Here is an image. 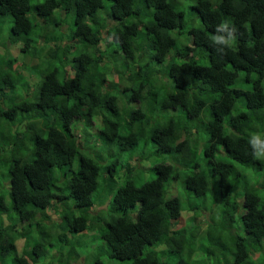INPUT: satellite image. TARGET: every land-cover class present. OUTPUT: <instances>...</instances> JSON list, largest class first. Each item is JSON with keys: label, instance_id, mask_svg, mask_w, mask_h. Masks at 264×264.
<instances>
[{"label": "trees", "instance_id": "trees-1", "mask_svg": "<svg viewBox=\"0 0 264 264\" xmlns=\"http://www.w3.org/2000/svg\"><path fill=\"white\" fill-rule=\"evenodd\" d=\"M67 18L65 43V31L46 28ZM7 19L0 118L11 130L0 137V214L17 221L0 216V264H104L86 254L96 238L122 264H264V159L248 142L264 139V0H0V32ZM226 21L236 41L219 54L212 36ZM22 34L35 43L26 55L35 67L12 56ZM30 122L33 149L20 148ZM145 146L170 162L137 185L131 174L144 166L118 157L144 160ZM179 184L187 204L175 196ZM211 198L219 222L204 220ZM106 203L118 218L97 225L93 213ZM47 210L52 225L39 218Z\"/></svg>", "mask_w": 264, "mask_h": 264}, {"label": "rangeland", "instance_id": "rangeland-1", "mask_svg": "<svg viewBox=\"0 0 264 264\" xmlns=\"http://www.w3.org/2000/svg\"><path fill=\"white\" fill-rule=\"evenodd\" d=\"M58 15H59L58 11H56L54 16L57 18ZM61 16L64 17L63 15H61ZM51 24H54L55 26H48L46 28L47 32L53 33L54 36H57V37L60 36V34L63 35L64 31H63V29L61 27L57 26L54 22H51ZM65 25L68 27V31L66 32L67 34H65L66 35L65 39H66V42H67L69 40L68 39V36L70 35L69 33L74 29V22L72 20H70L69 18H67ZM10 27H11L10 19L5 20L3 22L2 32H0V33H2V34H0V47H1V44L4 41H6L5 39L8 38ZM27 39H29L28 36L26 34H23V35L19 36L18 38H16L15 40L12 41L13 47H12V52L11 53H12L13 57H16L15 58L16 59V64L18 66L19 65H25V66L29 67L28 64L32 60L29 56H26L27 54L30 53V51L33 49V47H35L34 46L35 43H34V41H33V39L31 37H30L31 43L28 45V47L30 48L29 52L28 53H23V52L20 53L21 44L24 45L25 42H27ZM17 43H19V44L17 45ZM44 43L46 44V42H44ZM3 47H5V45H3ZM0 51H1V48H0ZM46 51H47V55L49 57L53 56V54H54L53 48H48ZM31 70L34 71L33 68H31ZM39 72L45 76L44 78L40 77L38 79V83H39L38 86H42L43 87L45 82H47L46 76L49 73V69H45L44 70V68H43ZM30 74H31V72L28 71V74H26L25 76L30 81V83H31L30 86H31L32 85V81H31L32 79L29 77ZM8 93H10L11 96H8L7 99L16 96L14 93H11V92H8ZM7 107H8L7 104L0 103V108H7ZM6 122L7 121L5 119H1L0 118V137L8 136L9 133H10L11 129L9 128L8 122L7 123ZM35 126H37V125L36 124L29 125V127L27 128L28 129L27 130V137L25 139H23L19 143V145H21L20 148L24 147V146L29 147L30 145H32V149H33V145H34L33 143H34L35 135L32 133V131H31L32 128L30 129V127H35ZM93 138H94V136H93ZM149 147H151V145H149ZM16 151L17 150L15 149V147H13V152L16 153ZM143 152L144 153L148 152V155H146L145 156L146 158L144 160H141V161L139 159L136 160V158L141 157V156H138V157H136L135 159L132 160L131 157H129L128 153L120 154V156L118 157V158L122 159L121 160V164H132L133 165L136 162V165L141 164V165L144 166V168H139L138 167V169L136 171H134L133 174H131V179H133L136 182L137 185H142L143 183L148 182V181H150V180H152V179H154L156 177L155 172L152 170L155 167L156 164L163 163V162H170V160L167 159L165 154H156V155L152 154V152L148 150V146H145ZM124 180L125 179L123 178L122 181H120V184H123ZM170 185H171V181L168 184H166L167 197L172 196L170 194V188H171ZM10 190H11V186H10V182L8 181V184L6 186L5 191H6V193L9 194ZM177 190H178V192H177V194L175 196H178L182 200L183 203L187 204V201L189 200V196L186 194V192L183 190V188H182V186L180 184H179V187L177 188ZM7 200H8V203L10 205H12L10 194L7 196ZM204 209L209 211V212H214L215 213L214 221L219 222L221 220V215H220L221 207L220 206H216L215 204H213L212 198L208 199L206 201V203L204 205ZM203 212L200 213V215L203 214ZM48 214H50V211H48V210L46 212L42 211L40 213L39 218H40L41 221H45L47 223L51 222V225H52V221L54 219L57 220V217L56 216L55 217L54 216L51 217L50 216L51 214L50 215H48ZM93 214L96 217L95 218V223H97V225H101V223L104 222L103 220L105 219V217L107 218V220L109 222H112V223L114 221H116L117 218H118V215L114 214L113 209L112 208L110 209V206L107 203L102 208H99L96 211H94ZM103 214H105V216H103ZM189 214L190 213H185V216L189 217ZM77 215H80V212L77 211ZM0 216H3L5 218H7L11 222H16L17 221V218H16L15 214L12 211L10 213H7V214H0ZM72 219H73V217H72V215H70L69 219H67V221H66V226H65L66 228H67V225L69 224L70 220L72 222ZM133 219H136V214H134V218ZM188 220H191V219L188 218ZM58 221H59V224H60L61 221H62V218L59 217ZM191 223L196 225V222H194V221L190 222V224ZM190 224L187 223L188 226ZM236 226L238 228V225H236ZM238 233L245 234L244 229L242 228V226H241V230H239ZM13 234H14V236L11 237V238L17 240L18 239L17 234L16 233H13ZM225 237H226L227 241H230L231 238H232L229 235H227ZM199 241L202 242L203 240H199ZM51 243L54 244L53 241H51ZM203 243H206V242L203 241ZM94 244L97 246V248H94V247L90 248L89 252H86V254H88L91 257L92 260L99 259L104 264H122L121 261H118V260H115V259H111L109 257V255H108L109 249H108L106 243L103 242V240H101L99 238H96ZM197 246L201 250H203V252H206V254L209 256L208 259H210L211 261H214L215 256L210 255V254H213V250L212 249H210V251H209L208 248L206 246H204L203 244H201L200 242L197 243ZM44 251L47 252V256H46L47 258L50 259V258L53 257L51 252L49 253L48 250H45V249H44ZM91 259H90V261H91ZM203 259H205V258H203ZM215 259H216V261H218L217 258H215ZM40 262H41V264H44V263L47 262V260H45V258H42V260ZM196 264H202V263L198 262Z\"/></svg>", "mask_w": 264, "mask_h": 264}, {"label": "clouds", "instance_id": "clouds-1", "mask_svg": "<svg viewBox=\"0 0 264 264\" xmlns=\"http://www.w3.org/2000/svg\"><path fill=\"white\" fill-rule=\"evenodd\" d=\"M38 1H40V2H42L43 0H38ZM50 19L49 20H56V17L54 16V14H52L50 17H49ZM62 29H63V31H65V33L68 31V27L65 25V24H63L62 26H60ZM71 33V32H70ZM69 33V34H70ZM236 30H235V28L234 27H231L230 26V22H222V23H220V24H218L217 26H216V28H215V35H213L212 36V43H213V45L215 46V48H216V51L219 53V54H224L225 53V49H230L233 45H234V43H235V41H236ZM67 34V33H66ZM68 34V35H69ZM23 35V34H22ZM45 41H43V40H41L39 43H37V46L38 47H40V48H43V49H45V53H46V56L47 57H49L48 55H47V49L48 48H53V47H49V46H47L45 43H44ZM31 43V40H30V38L29 39H27V42H25V46L27 47V48H29L28 47V45ZM65 43H67V42H65ZM78 50H79V52H82V53H85L84 51H85V48H84V46L80 43V44H78ZM53 51H54V49H53ZM53 56H54V54H53ZM53 56L52 57H50V58H53ZM38 63V60L35 58V59H32L30 62H29V66L30 67H35V65ZM19 69H20V67H18ZM50 67H45L44 68V70L45 69H49ZM49 71H50V69H49ZM24 75H26V74H28V71L26 70V71H24V73H23ZM42 78H44L45 76L42 74ZM41 78V79H42ZM40 82V81H39ZM38 85H39V83H38ZM40 87V86H39ZM32 124H34V122H30L29 124H28V126L29 125H32ZM27 130V129H26ZM249 144H250V146L252 147V149H253V155H254V157L255 158H257V159H264V139H262L261 138V136L260 135H258V134H254V135H252L251 137H250V139H249ZM167 187L165 186V189H166ZM163 197H164V195H162V199H163ZM205 214L203 215L204 216V220L205 221H210V222H212L213 223V221H214V219H212L211 218V215L214 213V212H209V211H207V210H205ZM185 213H187V212H184L183 213V215L185 216ZM214 217H215V215H214ZM225 217V214H224V216H223V218ZM232 231H234V232H236V229H233Z\"/></svg>", "mask_w": 264, "mask_h": 264}]
</instances>
